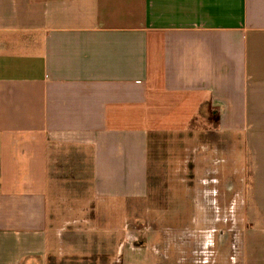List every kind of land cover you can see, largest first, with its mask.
<instances>
[{
	"label": "crops",
	"instance_id": "0c3cea01",
	"mask_svg": "<svg viewBox=\"0 0 264 264\" xmlns=\"http://www.w3.org/2000/svg\"><path fill=\"white\" fill-rule=\"evenodd\" d=\"M244 146L247 264H264V0H0V264H113L53 227L58 148L127 204L157 167L194 152L219 175Z\"/></svg>",
	"mask_w": 264,
	"mask_h": 264
},
{
	"label": "rangeland",
	"instance_id": "374dc122",
	"mask_svg": "<svg viewBox=\"0 0 264 264\" xmlns=\"http://www.w3.org/2000/svg\"><path fill=\"white\" fill-rule=\"evenodd\" d=\"M198 131L193 129V135ZM226 147L231 150L230 145ZM195 148L193 145L192 151ZM243 150L226 154L236 160L227 169L225 160L210 162L218 164L219 175L208 165L202 175L194 152L185 159L182 170L178 162L175 170L169 165L157 167L158 176L149 178L148 198L125 204L97 198L88 175L89 162L74 150L58 148L49 176L53 227L60 233L72 232L74 242L89 249L83 256L86 260L247 264L246 146ZM232 164L239 168V175L233 176L236 169L231 170ZM120 245L123 252H118ZM102 246L106 252H100Z\"/></svg>",
	"mask_w": 264,
	"mask_h": 264
}]
</instances>
